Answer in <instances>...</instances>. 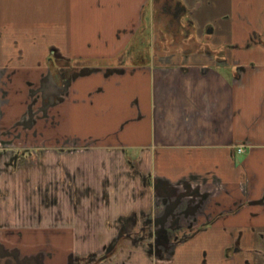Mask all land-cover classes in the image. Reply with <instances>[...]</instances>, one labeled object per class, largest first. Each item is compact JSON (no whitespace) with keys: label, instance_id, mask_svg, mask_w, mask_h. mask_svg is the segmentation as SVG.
Listing matches in <instances>:
<instances>
[{"label":"crops","instance_id":"obj_1","mask_svg":"<svg viewBox=\"0 0 264 264\" xmlns=\"http://www.w3.org/2000/svg\"><path fill=\"white\" fill-rule=\"evenodd\" d=\"M96 262L264 264V0H0V264Z\"/></svg>","mask_w":264,"mask_h":264},{"label":"rangeland","instance_id":"obj_2","mask_svg":"<svg viewBox=\"0 0 264 264\" xmlns=\"http://www.w3.org/2000/svg\"><path fill=\"white\" fill-rule=\"evenodd\" d=\"M161 36H160V38L162 39L163 38V35L162 34H160ZM164 39V38H163ZM154 42V41H153ZM80 107H81V111L82 110H84L85 112H89V113H93V115H94V117H95V119H96V121L98 120V118H103L104 116H107V115H109L110 113H112V111H110V112H108L107 114H100V113H97L96 111L97 110H92V109H90L89 108V106L87 105V104H84L83 105V103H81L80 104ZM104 110H106V108L105 107H101L100 108V111L101 112H107V111H104ZM110 136V138H118V140H120V138L122 139V140H129V139H132L133 138V135L131 134H125V133H122V134H120V132L119 133H112V134H110L109 135ZM121 141V140H120ZM2 146V145H1ZM129 153H130V155L132 156V157H135L138 153H139V148H130L129 149ZM158 202V204H161V200H158L157 201ZM100 257H99V255L98 256H96L95 257V260H98ZM96 264H97V262H96Z\"/></svg>","mask_w":264,"mask_h":264},{"label":"trees","instance_id":"obj_3","mask_svg":"<svg viewBox=\"0 0 264 264\" xmlns=\"http://www.w3.org/2000/svg\"><path fill=\"white\" fill-rule=\"evenodd\" d=\"M145 38H146V36L144 35V40H145ZM143 40V41H144ZM135 49V48H134ZM132 51H133V49H132ZM140 56H141V58H142V60L144 61L145 60V57L146 56H144V53H140ZM146 62V61H145ZM118 246H119V241H118V243H116V245L109 251V253L107 254V256H110L111 254H113L114 252H115V250L118 248Z\"/></svg>","mask_w":264,"mask_h":264},{"label":"flooded vegetation","instance_id":"obj_4","mask_svg":"<svg viewBox=\"0 0 264 264\" xmlns=\"http://www.w3.org/2000/svg\"><path fill=\"white\" fill-rule=\"evenodd\" d=\"M139 52H140V51H139ZM133 53H134V52H133ZM104 257H105V258H107V257H108V256H107V253H106V254H104V255H101V256H100V258H102V259H105ZM102 259H101V260H102Z\"/></svg>","mask_w":264,"mask_h":264},{"label":"built area","instance_id":"obj_5","mask_svg":"<svg viewBox=\"0 0 264 264\" xmlns=\"http://www.w3.org/2000/svg\"><path fill=\"white\" fill-rule=\"evenodd\" d=\"M242 150H243L242 147H240V148H239V151H242Z\"/></svg>","mask_w":264,"mask_h":264}]
</instances>
